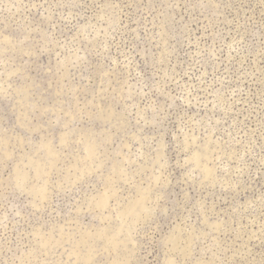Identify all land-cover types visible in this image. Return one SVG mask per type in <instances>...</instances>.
<instances>
[{
  "label": "rangeland",
  "instance_id": "374dc122",
  "mask_svg": "<svg viewBox=\"0 0 264 264\" xmlns=\"http://www.w3.org/2000/svg\"><path fill=\"white\" fill-rule=\"evenodd\" d=\"M0 264H264V0H0Z\"/></svg>",
  "mask_w": 264,
  "mask_h": 264
}]
</instances>
